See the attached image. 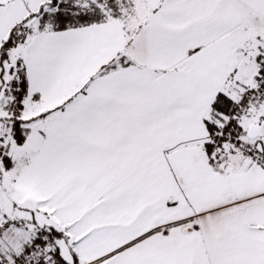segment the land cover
<instances>
[{"label":"snow or ice","instance_id":"6c2138e0","mask_svg":"<svg viewBox=\"0 0 264 264\" xmlns=\"http://www.w3.org/2000/svg\"><path fill=\"white\" fill-rule=\"evenodd\" d=\"M0 264H264V0H0Z\"/></svg>","mask_w":264,"mask_h":264}]
</instances>
